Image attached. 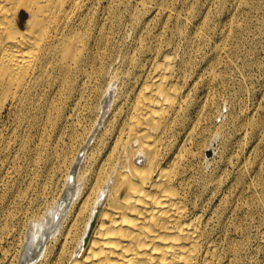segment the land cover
Masks as SVG:
<instances>
[{"label":"bare ground","instance_id":"6f19581e","mask_svg":"<svg viewBox=\"0 0 264 264\" xmlns=\"http://www.w3.org/2000/svg\"><path fill=\"white\" fill-rule=\"evenodd\" d=\"M245 1L232 0L210 42L206 0H0V125L7 110L28 120L45 112L39 158L64 93L63 127L78 131L59 159L64 189L32 220L27 244L37 264H241L242 226L235 209L221 210L222 182L205 173L198 91L220 80ZM194 2H203L199 10ZM123 13L135 23L132 48L104 65ZM167 27L184 40L183 54ZM206 42L207 64L206 54L197 57ZM14 257L4 252L2 264Z\"/></svg>","mask_w":264,"mask_h":264},{"label":"rangeland","instance_id":"374dc122","mask_svg":"<svg viewBox=\"0 0 264 264\" xmlns=\"http://www.w3.org/2000/svg\"><path fill=\"white\" fill-rule=\"evenodd\" d=\"M170 2L181 6L184 0ZM231 2L206 0L210 42L217 39L216 29L226 22ZM202 3L194 2V9L199 10ZM245 3V10L237 11L235 16L237 26L229 45L230 53L219 59L220 80L214 84H200L198 93L206 96L203 119L206 177L222 182L226 202L221 210L235 209L232 214L242 226L236 233L245 245L241 264H264V0H246ZM123 14L124 25L107 41L104 65L116 61L119 55L132 48L135 23L130 14ZM158 28L156 26L155 30ZM165 38L177 42L178 53H184V40L174 37L169 27ZM152 42L155 37L151 34L145 43ZM210 42H206L197 56L202 60L206 54V64L211 54ZM51 97L49 94L48 101ZM69 100L62 93L39 158L33 153L42 146L45 112L37 111L29 120L26 111L7 110L4 113L0 125V264L3 253L8 250L15 254L13 264L38 263L33 255L34 243L29 240L27 244L28 235L35 222L33 217L44 211L47 201L64 189L65 177L61 175L59 159L64 154L63 148L75 143L73 136L78 132L71 124L66 125L67 132L62 124L64 105H69ZM245 122L251 125L245 134L239 135ZM59 139L62 146L55 152ZM244 164L247 168L240 171ZM24 193L27 202L22 204L19 195ZM17 216L22 218V224L16 221ZM8 229H17L18 235L7 238Z\"/></svg>","mask_w":264,"mask_h":264}]
</instances>
